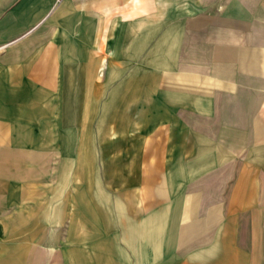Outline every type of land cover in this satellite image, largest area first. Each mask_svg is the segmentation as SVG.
Returning a JSON list of instances; mask_svg holds the SVG:
<instances>
[{
  "label": "crops",
  "instance_id": "1",
  "mask_svg": "<svg viewBox=\"0 0 264 264\" xmlns=\"http://www.w3.org/2000/svg\"><path fill=\"white\" fill-rule=\"evenodd\" d=\"M91 1L0 0V264H264V0H170L185 11L138 145L136 213L113 228L89 207L61 239L60 161L44 153L68 57L101 54L110 31Z\"/></svg>",
  "mask_w": 264,
  "mask_h": 264
},
{
  "label": "rangeland",
  "instance_id": "2",
  "mask_svg": "<svg viewBox=\"0 0 264 264\" xmlns=\"http://www.w3.org/2000/svg\"><path fill=\"white\" fill-rule=\"evenodd\" d=\"M160 1L155 7L153 0H92L89 5L100 9L110 25L107 39L98 45L101 54L68 57L70 63L60 73L59 147L44 154L54 155V170L60 161V195L69 211L61 239L75 238V229L89 219V207L113 228L121 212L130 219L136 213L144 154L138 145L156 122L150 117L158 94L155 83L168 67L170 21L174 27L175 15L179 23L185 11L174 8V0L170 17V0ZM53 133L55 140V128ZM148 204L152 207V201ZM157 207L163 224L167 206Z\"/></svg>",
  "mask_w": 264,
  "mask_h": 264
}]
</instances>
